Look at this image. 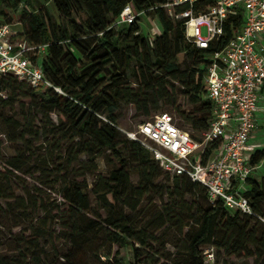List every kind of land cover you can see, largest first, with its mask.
<instances>
[{
    "label": "trees",
    "instance_id": "obj_1",
    "mask_svg": "<svg viewBox=\"0 0 264 264\" xmlns=\"http://www.w3.org/2000/svg\"><path fill=\"white\" fill-rule=\"evenodd\" d=\"M166 2L0 0V22L10 19L9 12L21 14V37L30 45L46 46L44 52L37 51L34 60L41 58L46 78L63 92L59 94L53 88L36 91L27 82L8 75L0 80V91L6 93L5 98H0V109L7 108L28 90L43 113L60 114V123L67 124L68 131L72 132L70 140L76 142L78 156H87L92 163L88 172L96 175V161L106 152L120 165L108 176H96L92 194L107 214L103 220L95 221L86 216L93 211L86 183L73 179L63 182L60 195L65 208L56 221L60 229L57 235L67 248L64 253L55 247L53 251L55 258L64 259L66 264H88L90 254L106 260L114 246L129 248L135 264H160L156 256L165 260L163 264H204L206 246H213L229 257L262 259L261 264H264V223L258 218L264 216V192L255 179L248 180L249 190L244 196L250 199L258 217L231 212L221 201L212 203L204 185L185 176L166 173L148 149L124 137L118 127L114 111L121 102L150 116L152 111L160 109L162 101L175 106L179 96L184 95L193 105L202 104L203 108L192 113L178 108L182 125L192 130L193 133H189L194 139L209 129L213 103L204 84L208 58L221 50L228 38L217 48H198L187 40L184 22L171 19L161 7ZM46 4L55 7L58 21L53 19ZM127 5L157 19L162 34L151 39L142 33L137 23L115 25ZM61 17L69 20L68 25L62 23ZM240 24L241 21H236V25ZM128 70L134 81L127 78ZM182 88L185 91H180ZM33 123L30 121L26 128L21 126L20 137L15 139L27 142L26 136L33 134L27 127L31 128ZM219 145L217 141L212 143L208 155ZM68 158L71 163V153ZM13 162L10 161V166L19 170L20 165ZM251 162L253 165L264 162V149L255 150ZM132 171L139 176L137 185L131 180ZM170 177L173 187L162 185L161 192L157 193L161 201L166 196L167 203L152 213L144 225H137L134 214L148 212L145 201L162 182L170 181ZM10 185L8 175L0 171V199L13 198L12 193L4 189L8 186L12 191ZM19 201L22 203L19 208L27 213L24 198ZM97 216L100 218L99 214ZM46 220L40 218L39 223L31 227L33 239L26 243L25 250L17 249L18 258L0 254V264H25L28 257L34 264H56L46 251L36 252L38 240L50 237ZM166 227H177L181 234L186 230L182 245H175V259L161 251H155L154 255L144 251L151 243H158L156 234ZM107 250L110 253L102 255ZM117 262L107 264H120Z\"/></svg>",
    "mask_w": 264,
    "mask_h": 264
},
{
    "label": "built area",
    "instance_id": "obj_2",
    "mask_svg": "<svg viewBox=\"0 0 264 264\" xmlns=\"http://www.w3.org/2000/svg\"><path fill=\"white\" fill-rule=\"evenodd\" d=\"M161 7L171 19L184 22L187 40L198 48H217L228 38L208 58L204 84L213 103L209 129L199 142L172 115L161 113L126 135L148 149L170 176L204 185L212 203L221 201L231 212L258 217L244 192L248 180L264 169V162H251L264 116V0H167ZM144 14L127 5L115 25L137 23L142 31ZM14 26L0 22V80L13 75L36 91L53 88L63 94L46 78L40 59L31 56L46 46L30 45ZM5 97L0 91V98ZM216 141L219 148L208 155L207 146ZM203 262L219 264L215 247L203 249Z\"/></svg>",
    "mask_w": 264,
    "mask_h": 264
},
{
    "label": "rangeland",
    "instance_id": "obj_3",
    "mask_svg": "<svg viewBox=\"0 0 264 264\" xmlns=\"http://www.w3.org/2000/svg\"><path fill=\"white\" fill-rule=\"evenodd\" d=\"M46 6L52 14L53 19L58 21L59 15L55 7L51 4H46ZM9 18L7 22L14 24V29L21 35V14L19 12H9ZM61 21L65 25L69 23V20L64 17H61ZM141 25L142 32L148 38L154 39L162 34V27L159 21L146 14L141 16ZM31 56L35 57L34 54H31ZM38 59L41 61V58ZM127 78L134 81L131 70L127 71ZM176 86L179 87L178 84ZM180 91L185 90L182 88ZM205 100L206 98L203 97V101ZM178 108L183 112L192 113L195 110H201L203 106L202 104L195 106L188 97L180 95L175 106L162 101L160 109L152 111L150 116L140 114L134 106L124 102L118 104L114 115L118 120V127L124 137H127V132L135 131L138 125L155 119L161 113L172 115L180 128L193 133L189 127L182 125L177 111ZM0 115H3L0 118V171H3L10 178L12 191L9 190L8 186H5L4 189L12 193L11 195L13 196L10 199H0V241L2 243L0 254L10 259L18 258L20 253L17 249L25 250L26 243L33 239L31 227L39 223L38 219L45 218L47 219V230L50 237L38 240L36 252L37 254H41L42 251H46L47 255L53 257L52 259L56 264H66L64 259L55 258L53 251V247H55L60 253H64L67 248L66 243L57 235L60 229L59 222L56 221V217L65 208L60 195L63 182L67 179H73L86 183L93 210L86 213V216L88 219L95 221H99V219L103 220L107 217V214L100 209L95 196L92 194L96 176L99 174L108 176L112 170L119 168L120 165L111 156L110 152H106L102 158L96 161L98 168L96 175L88 172V168H91L92 163L88 161L87 156H78L75 150L76 142L70 140L72 132L68 131L69 127L67 124L62 125L60 123L62 119L60 114L58 112L51 114L43 113L36 107L35 97L28 90H24L7 108L4 110L0 109ZM30 121L34 123L31 125V128L30 126L27 127V131L31 129V133L33 134L26 136L28 141L16 140L20 137L23 127L26 128ZM17 122L20 123V126ZM260 124L263 127L255 134L253 141L256 150L264 149V116H260ZM195 138L199 142L202 141V136L200 135H197ZM210 147L211 144L207 146V149H210ZM70 153L71 157H73L71 163H69L68 158ZM77 158L78 160H74ZM12 160H14L13 163L20 165L19 170L10 166L9 163ZM260 172L255 180L260 184L264 192V169ZM131 180L134 185H137L140 181L139 176L133 171ZM158 183H160V180L156 184L158 185ZM162 185L172 188L173 178L170 177V181L168 182H162L149 196V199L145 201L144 205L148 212L134 214V217L137 216V225H144L150 215H153L158 208L160 209L163 203H167L166 196L164 201H161L160 195L157 194L161 192ZM246 189L248 191L249 187L247 186ZM20 198H24L28 206L27 213H25V209L19 208L22 204L19 201ZM187 200L189 203H192L190 198ZM97 214L100 215V218H98ZM148 214L149 216L144 218ZM262 219H264V216H262ZM185 233L186 230L184 234H181L177 227H166L157 232L158 243H151L149 248H144V251L149 252L151 255H154L155 251H161L167 257L175 259L177 251L175 245H182ZM216 251L219 264L262 263V259L259 261L254 257L240 259L236 256L229 257L223 251ZM109 253L110 251L107 250L102 255L106 256ZM109 257L103 260L90 254L88 264H107L110 261L114 263L116 260L120 264H135L133 253L127 247L118 248L114 246ZM156 257L160 259V264L165 263V260L160 258V256ZM26 261L25 264H34L29 257Z\"/></svg>",
    "mask_w": 264,
    "mask_h": 264
}]
</instances>
